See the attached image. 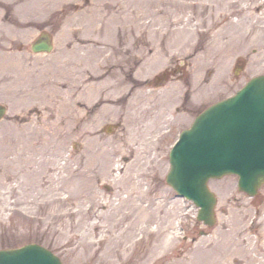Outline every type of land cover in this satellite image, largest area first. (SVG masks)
<instances>
[{
	"label": "rangeland",
	"instance_id": "rangeland-1",
	"mask_svg": "<svg viewBox=\"0 0 264 264\" xmlns=\"http://www.w3.org/2000/svg\"><path fill=\"white\" fill-rule=\"evenodd\" d=\"M15 1L0 0V249L36 242L66 264H264V185L250 196L236 175L210 180L209 226L167 181L181 131L264 73V0ZM44 32L53 50L34 51ZM86 46L102 52L83 60ZM138 169L151 223L125 216L119 179Z\"/></svg>",
	"mask_w": 264,
	"mask_h": 264
},
{
	"label": "water",
	"instance_id": "water-1",
	"mask_svg": "<svg viewBox=\"0 0 264 264\" xmlns=\"http://www.w3.org/2000/svg\"><path fill=\"white\" fill-rule=\"evenodd\" d=\"M50 35L33 45L51 51ZM0 105V120L6 114ZM168 182L201 207L199 219L215 223L216 197L207 182L226 173L240 175V187L253 195L264 183V76L251 80L232 98L214 104L182 133L170 156ZM0 264H63L42 245L0 250Z\"/></svg>",
	"mask_w": 264,
	"mask_h": 264
},
{
	"label": "bare ground",
	"instance_id": "bare-ground-1",
	"mask_svg": "<svg viewBox=\"0 0 264 264\" xmlns=\"http://www.w3.org/2000/svg\"><path fill=\"white\" fill-rule=\"evenodd\" d=\"M15 2H18V0L17 1H15ZM25 2V1H24ZM27 6V4H24V5H22V6H20V10H22V9H24V7H26ZM45 5L43 4V5H41L40 7H44ZM39 7V6H38ZM130 20H132V18L130 19ZM126 22H127V20H125ZM158 23V22H157ZM12 31V30H11ZM13 32V31H12ZM86 47H89L88 48V50L86 51V55L85 56H82V59L83 60H86V59H88L89 57H91L92 55L93 56H96V57H98L100 54H101V52H102V49L101 48H99V49H95L93 46H86ZM160 57V56H159ZM160 61L157 59L155 62H153V65L154 64H156V63H159ZM61 68V67H60ZM28 71H26V73H27ZM25 73V74H26ZM84 80H87V79H84ZM215 80H219V77L218 76H216L215 77ZM108 81L106 82V83H104V86L103 87H105V86H107L108 85ZM177 85V84H176ZM102 86H100L99 85V87H97V88H100V89H102L103 88ZM177 87H178V85H177ZM97 88H95V89H97ZM100 89H98L99 91H100ZM173 89L175 90V87H173ZM170 92V91H169ZM61 110V109H60ZM141 114H144L143 112L141 113ZM140 114V115H141ZM67 116V115H66ZM65 116V117H66ZM133 164V163H132ZM133 166L135 167L136 165H134L133 164ZM90 168H92V167H90ZM138 168H140V167H138ZM128 169L129 170H133L132 169V167H128ZM91 170V169H90ZM143 171V170H142ZM128 173L127 174H125L124 176H122V177H120V179H119V183H121V184H123L124 186H125V184L126 183H128L129 185H130V187H129V185L128 184H126V189L128 190V195H127V197H125L123 200H122V202L124 201V202H126V203H130V209H129V213H126L125 214V216L126 215H131V214H134L135 212H138V216H144L143 217V219L141 220V222H148V223H151L152 221H151V219H152V217H148V216H146L147 214H149V211H151V208H150V205H146V206H142V204L141 203H143L144 202V199H145V194H144V192H139V190H137V188L140 186V182H138V181H134V178H140V174H143L142 172H141V169H138L137 171H134V172H132V173H130L129 171H127ZM137 176V177H136ZM130 188V189H129ZM135 191H136V193H137V195L135 196ZM131 200H137L139 203L137 204V203H131L130 201ZM136 209H140V210H137V211H135ZM147 217H148V219H147Z\"/></svg>",
	"mask_w": 264,
	"mask_h": 264
},
{
	"label": "flooded vegetation",
	"instance_id": "flooded-vegetation-1",
	"mask_svg": "<svg viewBox=\"0 0 264 264\" xmlns=\"http://www.w3.org/2000/svg\"><path fill=\"white\" fill-rule=\"evenodd\" d=\"M175 69V66L173 68H168L166 71H170V70H174Z\"/></svg>",
	"mask_w": 264,
	"mask_h": 264
}]
</instances>
